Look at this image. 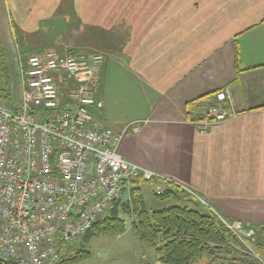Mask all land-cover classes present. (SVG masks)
I'll return each mask as SVG.
<instances>
[{
    "label": "crops",
    "instance_id": "1",
    "mask_svg": "<svg viewBox=\"0 0 264 264\" xmlns=\"http://www.w3.org/2000/svg\"><path fill=\"white\" fill-rule=\"evenodd\" d=\"M67 15V52L103 55L94 123L141 126L124 135L120 157L225 220L264 225V0H0V89L10 105L24 58L54 48L41 32ZM222 90L236 116L200 133L192 122L215 96L200 98ZM138 186L142 199L152 190ZM257 250L264 257V234Z\"/></svg>",
    "mask_w": 264,
    "mask_h": 264
},
{
    "label": "built area",
    "instance_id": "2",
    "mask_svg": "<svg viewBox=\"0 0 264 264\" xmlns=\"http://www.w3.org/2000/svg\"><path fill=\"white\" fill-rule=\"evenodd\" d=\"M102 61L101 54H32L20 66L19 102L12 106L0 93V258L7 262L59 264L140 181L153 182L156 195L166 184L181 188L120 157L124 135L137 134L140 124L114 131L94 123ZM235 116L225 90L192 125L206 133ZM207 208L236 246L253 253L258 235L252 227Z\"/></svg>",
    "mask_w": 264,
    "mask_h": 264
},
{
    "label": "trees",
    "instance_id": "3",
    "mask_svg": "<svg viewBox=\"0 0 264 264\" xmlns=\"http://www.w3.org/2000/svg\"><path fill=\"white\" fill-rule=\"evenodd\" d=\"M236 56H238L237 52ZM28 57L22 59L23 65ZM1 58H3V52L0 48ZM219 92L221 91H216L200 99L213 97ZM0 93L4 101L11 100L10 91L1 88ZM152 183L140 181L138 185H151ZM154 196L159 200L172 197L178 203L187 206H173L160 211H148L144 207L139 188L133 189L129 199L124 203L115 202L106 216L101 218L93 230L82 238L81 247L70 252L59 264H76L86 259L89 254L83 249V243H87L94 236L123 234L126 231V223L120 217L121 214L133 218L130 224L133 235L154 250L157 264H194L204 255L214 259H219L221 256L230 257V261H236L234 257L238 255V251L235 250L237 243L233 236L220 225L213 215L199 212L196 209L197 204L192 202V198L188 194L166 184L164 194L156 195L154 193ZM188 205H192L194 208ZM253 229L258 236L264 234V225L253 226ZM239 260L259 264L245 256H240Z\"/></svg>",
    "mask_w": 264,
    "mask_h": 264
},
{
    "label": "rangeland",
    "instance_id": "4",
    "mask_svg": "<svg viewBox=\"0 0 264 264\" xmlns=\"http://www.w3.org/2000/svg\"><path fill=\"white\" fill-rule=\"evenodd\" d=\"M55 13H59V11H56ZM73 27L72 20H70V16L67 15L63 18L56 17L52 21L51 26L43 29L41 37L44 39L48 47L49 45L54 47L50 48L48 52L62 54L64 51L71 49L70 37L72 34L70 33ZM15 29L16 34L18 35L19 32L16 27ZM0 64H3V62H0ZM66 91L67 89L65 87L61 91L62 95H65ZM127 198V193H124L121 196V202H126ZM142 200L144 207L148 211H160L173 206H187L186 204L178 203L172 197L159 200L154 196V193L150 189L144 193ZM196 209L201 213L208 214V208L205 205L198 204ZM120 217L126 223V231L121 235H97L92 237L87 243H83V249L89 254L88 257L76 264H157L154 250L147 243L140 241L133 235L130 228L133 218L123 214H121ZM260 237L261 236H258L257 238L258 242ZM258 242L256 246H253V248L251 247L253 253L246 248L242 249L241 247L239 248V246H236L235 250L238 251V255L234 257L236 258V261H230V257L221 256L219 259H214L208 255H204L197 259L194 264H256L241 261L239 260L240 256L248 257L249 259L257 261L259 264H261L260 262L264 263V257L257 250ZM81 245L82 243L80 241L76 249L81 247Z\"/></svg>",
    "mask_w": 264,
    "mask_h": 264
},
{
    "label": "water",
    "instance_id": "5",
    "mask_svg": "<svg viewBox=\"0 0 264 264\" xmlns=\"http://www.w3.org/2000/svg\"><path fill=\"white\" fill-rule=\"evenodd\" d=\"M0 264H14V263L7 262V261L3 260L2 258H0Z\"/></svg>",
    "mask_w": 264,
    "mask_h": 264
}]
</instances>
